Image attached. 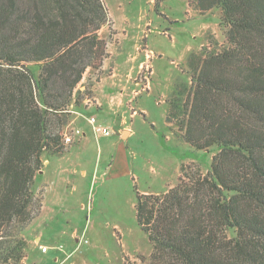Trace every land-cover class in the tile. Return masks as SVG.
Segmentation results:
<instances>
[{
  "label": "trees",
  "instance_id": "16d2710c",
  "mask_svg": "<svg viewBox=\"0 0 264 264\" xmlns=\"http://www.w3.org/2000/svg\"><path fill=\"white\" fill-rule=\"evenodd\" d=\"M187 1L221 10L228 46L189 54L190 85L174 88L165 122L216 153L205 175L182 165L167 192L136 191L143 263L264 264V0ZM107 22L102 0H0V264L26 257L41 156L64 150L79 83L108 57Z\"/></svg>",
  "mask_w": 264,
  "mask_h": 264
},
{
  "label": "rangeland",
  "instance_id": "374dc122",
  "mask_svg": "<svg viewBox=\"0 0 264 264\" xmlns=\"http://www.w3.org/2000/svg\"><path fill=\"white\" fill-rule=\"evenodd\" d=\"M102 1L108 22L99 37L106 42L108 57L98 70L87 69L79 83V90L87 92L79 107H70L63 152L41 156L42 168L31 187L41 208L24 231L28 247L22 264L27 253L29 264H144L152 246L137 225L136 191L167 192L182 178V165L205 175L216 153L213 147L193 149L182 139L177 120H165L174 88L190 85L189 54L228 46L221 10L201 13L187 0ZM203 25L210 29L201 31ZM145 53L149 59L136 78L140 87L137 94L127 95L123 120L121 112L102 107L107 93L105 82H100L113 71L125 74L133 67L130 59ZM153 57L160 73L153 81L160 78L162 84L149 91L145 85L151 82ZM91 117L108 128L110 136L93 134L86 121ZM129 129L128 139L122 134ZM84 132L92 138L83 148ZM106 165L107 170L113 167L104 174ZM58 170L64 171L62 180L56 176ZM41 235L47 254L29 248Z\"/></svg>",
  "mask_w": 264,
  "mask_h": 264
},
{
  "label": "crops",
  "instance_id": "0c3cea01",
  "mask_svg": "<svg viewBox=\"0 0 264 264\" xmlns=\"http://www.w3.org/2000/svg\"><path fill=\"white\" fill-rule=\"evenodd\" d=\"M204 29H210L209 25L205 26H201V31H203ZM144 38L146 37V35L143 36ZM141 55V54H140ZM143 56H140L141 58H139V56H134L132 59L133 62L131 65H133V67L131 69H128L127 72H125V74H117L116 71H113L112 74L101 80L100 83H104L105 82V86H106V95H105V98H104V104L102 107L106 108V109H115L114 111L116 112H121V115L123 116V120L125 118L126 120V117H124V114L126 111H124L123 109L125 107H127V100H126V97L127 95H131L133 96L134 94H137V90H138V87L139 86V83L136 82V78H137V75L139 74L140 72V69L143 67L144 63H146V61H148L149 59V54L148 53H145L142 54ZM160 57V56H159ZM156 57H153L150 61V66H151V72L149 73L151 75L150 79H151V82H147V84L145 85V87H147L149 89V91L152 90V88H157V87H160L161 84H162V81L160 80V78L157 80V81H153L154 80V77H159L160 76V73H157L156 69H154L153 67V60H155ZM182 58V57H181ZM121 77V80H118L116 79V77ZM168 79V78H167ZM166 80V79H165ZM164 80V81H165ZM161 88V87H160ZM103 109V108H102ZM123 110V111H122ZM139 113H144V111H140L138 110ZM136 112H133V115H129L130 118H133L135 116ZM126 132V135H128V139L131 137L132 135V130L129 129L128 131H125ZM85 134V132H84ZM83 134V137H82V143H84L82 146L83 148L84 147H87L88 144L90 143V138H92V136H90L89 134ZM115 149H116V145H114ZM112 167L113 165L109 168L110 169H106L108 168V165H106L105 167V171L104 174L110 172L112 170ZM64 173L63 170H58L57 173H56V176H58L60 178V175L62 176V174ZM82 174L85 175L86 172L85 171H82ZM62 180V178H60ZM59 183L60 180L58 181ZM81 209H85L84 206L82 205L81 206ZM42 235L39 237V238H34L32 241H33V246L29 245V248H30V251H33V250H36V251H40L41 253H44V254H47L49 250H47L46 252H42L41 251V247H46L42 244ZM77 242V240H76ZM30 253H27V258H26V261L24 264H29V259H30ZM74 264H81V263H78V262H75Z\"/></svg>",
  "mask_w": 264,
  "mask_h": 264
},
{
  "label": "built area",
  "instance_id": "2783aa9c",
  "mask_svg": "<svg viewBox=\"0 0 264 264\" xmlns=\"http://www.w3.org/2000/svg\"><path fill=\"white\" fill-rule=\"evenodd\" d=\"M87 123L90 125L91 130L93 132V134H95L96 136L101 135V136H110V131L108 128H106L104 125L97 123L96 119L91 117V118H87ZM77 134H79V131H76ZM65 140L66 142L70 141V137L65 135ZM41 251L46 252L47 248L46 247H42Z\"/></svg>",
  "mask_w": 264,
  "mask_h": 264
},
{
  "label": "water",
  "instance_id": "95a60500",
  "mask_svg": "<svg viewBox=\"0 0 264 264\" xmlns=\"http://www.w3.org/2000/svg\"><path fill=\"white\" fill-rule=\"evenodd\" d=\"M125 134H126V132L124 131L123 134H122V136L125 135Z\"/></svg>",
  "mask_w": 264,
  "mask_h": 264
}]
</instances>
